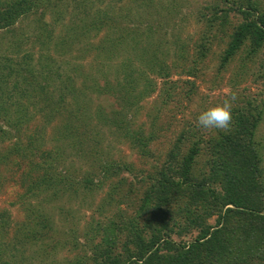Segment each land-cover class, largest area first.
Here are the masks:
<instances>
[{
	"label": "trees",
	"instance_id": "1",
	"mask_svg": "<svg viewBox=\"0 0 264 264\" xmlns=\"http://www.w3.org/2000/svg\"><path fill=\"white\" fill-rule=\"evenodd\" d=\"M110 1L120 3L116 14L89 16L85 13L87 21L78 31L74 25L70 27L77 44L87 38L89 31L102 27L109 30L104 45L85 50L86 54L89 50L103 48L99 51L103 55L91 63L87 71L74 65L70 75H61L52 69L46 58L42 68L49 76L35 77L30 71L14 68L12 61L5 57L12 49L8 41L14 38L0 39L3 42L0 44V112L7 114L6 106L16 107L12 124L16 134L22 127L29 128L32 120L36 128L22 133L26 137L25 145L20 146V138L16 137L9 148L0 150V165L8 164L0 167V175L9 167L20 171L16 184H21L23 189L16 195L18 201L12 203L24 204L30 200L58 203L60 195H67L80 205L92 206V194L102 188V182L116 179L105 184L109 189L105 196L115 204L113 210L105 213L99 208L97 218L84 228L83 242L74 235L75 222L57 235L42 214L33 217L30 205L23 208L26 222L20 223L19 230L27 240H50L36 254L40 260V255L46 257L56 247H65L69 242L62 240L69 239L73 248H81L84 254L89 251L84 258L75 261L77 264H83L84 260L92 264H136L139 259H143L144 264H264L262 146L254 142L260 106L247 100L243 110L241 106L235 107L227 131L198 127L197 113L181 120L178 131L172 130L171 118H160L166 105L182 99L188 101L192 93V83L186 79L173 80L170 76L197 77L214 47L222 46L216 75L225 72L238 53L241 62L245 59L250 62L256 56L264 58V10H261L264 0H201L189 15L180 16L176 21L174 17L180 15L181 3L175 4L174 0ZM34 5V0H1L0 30L5 31L2 36L15 19L34 12ZM188 16H193L196 24L201 25V35L193 42L192 53L184 40L171 42L176 62L166 65L164 60L157 59L163 40L152 42L153 32L160 33L159 29L164 30L169 25L174 27ZM166 35L164 31L162 37ZM108 56L111 59L107 60ZM105 62L111 63L107 66ZM259 66L263 71L254 76L264 79V62L260 61ZM146 71L161 81L158 88L161 106L154 114H144L147 126L144 121L134 125L139 111L135 103L145 88L142 92L135 93V90L141 83L150 84ZM14 77L19 78L8 91L3 85ZM108 77H113V81L109 82ZM232 79L239 83L237 76ZM179 83L189 86L187 91L183 90V96L177 94L181 88ZM153 91L151 88L150 92ZM104 94L114 98L113 104L105 109L98 102L92 109L86 98L99 99ZM21 97H25L27 103L24 109L18 110ZM36 117L42 122L36 123ZM54 118L60 123L52 136L44 139V130ZM88 122L94 124L93 133L84 130ZM100 125L105 130L97 129ZM104 132L110 137L115 135L112 143L126 142L142 165L136 169L132 162L113 160L110 149H102L96 138L99 134L100 138L105 137ZM0 133L1 136L7 134L4 130ZM38 142L47 146L41 150V146L36 145ZM163 143L165 146L161 149L165 150L160 155L157 146ZM13 153L15 156L11 158ZM66 154L90 158L92 165L87 166L97 170L102 180L95 182L89 172L81 174L78 167L63 165L69 156ZM59 165L63 172L56 170ZM121 172L131 178L119 177ZM134 181L143 188L138 199L134 197L133 215L122 220L121 205L130 201L136 187ZM125 189L126 193L120 194ZM5 212L0 213V264H21V256L17 259L7 254L9 246L4 242L3 232L9 228L11 219L4 217ZM66 214L72 218L71 212ZM37 230L41 232L37 234ZM94 238H98L95 244L92 243ZM14 247L15 244L10 243V249Z\"/></svg>",
	"mask_w": 264,
	"mask_h": 264
},
{
	"label": "rangeland",
	"instance_id": "2",
	"mask_svg": "<svg viewBox=\"0 0 264 264\" xmlns=\"http://www.w3.org/2000/svg\"><path fill=\"white\" fill-rule=\"evenodd\" d=\"M3 1L6 2L8 0ZM200 1L201 0H174L175 4L178 2L181 3L178 6L180 9V15L178 16L175 14L174 20L176 21L180 16L185 18L186 15H189L193 11V8L197 6ZM34 4L35 5L32 7L34 12H29L26 15L15 19L9 28V31L4 33L3 36L2 33L5 31L0 30V39L1 37L7 38L11 36L14 38L13 40L9 39V41L6 39L8 43H11L10 47L12 49L5 55V57H8L12 61V66L14 68L30 71L35 77H48V71L45 68H42L44 63L47 61L46 58L48 59L52 69L61 75H66L67 73L70 75V69L71 67H74V65L80 66L83 71H87L89 69L88 66L91 63H95L99 60L98 57L103 55L102 52L99 51L103 50V48L98 50H89L86 54L85 50L90 46L94 48L99 45H104L103 41L108 37L109 30L106 29V27H102L98 31H89L87 32L89 33L87 38L83 42L77 44L72 39V30L70 27L74 25V28L78 31V27L87 21L85 13L89 16L93 14L95 15V13H105L108 16L116 14L117 5L120 3L117 1L111 2L110 0H34ZM261 10H264V5L261 6ZM175 12H178V8ZM168 22H170V20H168ZM123 23L124 22L121 24ZM177 24H175L174 27H171L170 25L166 26L164 30L163 28L159 29L160 33L153 32V37L151 38L152 42H155V40H163V43L160 44L159 47L160 52L157 53V59L164 60L166 65L170 66L173 62H176L174 61L175 54L173 43L171 42H180L181 40H184V42L188 43V45L186 44V48L189 53H192L193 42L198 39L199 35H201V25L196 24V20L193 16H188L185 21L179 24V26ZM127 25L130 26L132 24L127 22ZM171 30L173 31L171 32ZM164 31L165 35H167L163 38L162 33ZM165 40L167 42H165ZM13 41H16L17 45ZM0 44H3L2 40H0ZM221 48L222 46L213 48V54H209L207 56L208 59L206 61L205 68L198 74L197 77H186L183 75L182 77H178L173 74L170 76V79L173 80L186 79L192 83L193 86L190 90L192 93L190 95V100L188 101L182 99L181 101L166 105L160 112V118L163 120L171 118L173 121L169 124L171 125L172 130L178 131L181 127V120L190 119L192 114H199L205 107L208 109L209 107H213L217 104H222L232 93L236 94V100L232 104V110L237 106H241L240 108H242L245 105V101L251 100L252 105L257 104L260 106L259 109H261V115L254 132V142L257 141L262 146L260 149V165L263 169L264 178V79L254 76L256 72L259 73L263 71V68H259L262 67L259 66V62H264V58L259 59L256 56L250 62L246 59L241 62L242 58L238 53L229 62L226 71L216 75V63L218 53ZM109 59H111V56H108L107 60ZM109 63L105 62V65L108 66ZM241 64L244 65L240 67ZM20 73L24 75L23 72ZM146 74L148 75L147 71ZM148 76L149 77L146 78L150 81V84L145 86L141 83L135 90V93H137L139 91L142 92L145 88L140 99L135 103V106L139 108V111L136 113L134 125L135 123L140 124L144 121V125L147 126L148 121H146L144 114H154L156 112V108L161 106L158 91V88L161 86V81L152 75ZM232 76H237V80L239 81L238 84L233 81ZM18 78L19 77H14L6 80L3 87L10 91V87ZM113 79V77H108L109 82L113 81ZM233 82L235 84H233ZM111 84L113 85V83ZM179 84L181 88H178L177 94L181 93L180 95L183 96V90L186 89L187 91L189 86L185 87L186 85L184 86L181 83ZM151 88L154 89L153 92H150ZM25 99V97H21L18 101L20 105L17 108L18 110L25 108V103H27ZM86 99L89 100L92 109L93 106H95V103L98 102L106 109L113 104L114 100V98L111 99V97L105 94L101 95L99 99L90 96ZM6 108L7 114L0 112V130L7 132L4 136H1L0 133L1 151H4L2 148H9L10 143L16 141V137L20 138V146L25 145L26 137L23 136V134H27L33 129H36L34 127L35 121L33 122L32 120L29 123V128L25 129V127H22L16 134L12 127L15 120L14 110H16V107L6 106ZM38 119L40 118L36 117V123L38 122ZM41 122L42 121L38 123ZM59 123L60 121L58 118L53 119L51 124H49V127L44 130V139L52 136L51 134L53 130H56ZM87 125L88 127L84 130L93 133V130L91 129L94 124L88 122ZM97 129L105 130V128L101 125L98 126ZM104 134L105 137L100 138L101 135L99 134L96 135V138L100 140L99 145L102 149H110L109 155L113 158V160L117 159V161L132 162L134 164V168L136 169L142 165V162L135 157L136 155L129 150L126 142L122 140L120 144L112 143L111 140L115 135L110 137L107 133L104 132ZM45 141L46 140H44V142ZM36 145L41 146V150L42 147L47 146L43 145V143L39 144V142L36 143ZM164 146L165 143L157 146V148L160 149V155L164 153L165 148L161 149ZM86 147H88V144L85 145V149ZM67 155L69 156L64 161L65 163L63 165L78 167L80 170L79 173L81 174L89 172L92 180L95 182L97 180H102V177L97 170L95 171L92 167L87 166V164L92 165L93 161H91L90 158L85 157V155L81 158L72 155L70 156V154H66L65 156ZM14 156L15 153L11 155V158ZM2 165L8 166L7 162L1 164L0 167ZM14 169V167H9L4 174L1 173L0 175V213H3L6 210L4 217H8L9 221L11 219L9 228L5 230V233L3 232L4 242L9 246V250L7 251L8 256L9 254L13 256L15 255L17 259L21 256L23 260L21 264H49L51 261H54V264H77L75 261L78 259L80 260L82 257L84 258L85 254H88L89 251H86L84 254V251L81 248H73L71 246L72 242L69 241V239H67L66 242L62 240L63 243L69 242V244H66L65 247H56V250L50 251L51 253H49L46 257L40 255L43 261L36 256V254L45 245H47L50 240L45 239L40 241L36 239L27 240L24 238L23 233L19 230L21 226L20 223L25 224L26 222V214H24L23 208L30 205L34 218L36 215L42 214V217L48 220L51 230H54V233L57 235L64 233L66 227L70 223L75 222L76 225L74 226V235L78 241L83 242V239L85 238L83 235L84 228H87L88 224L97 218L99 208L102 210L104 209L105 213L113 210L115 204L112 201L110 202L108 197L105 196V193H108L109 190L106 188L105 184H107L108 180L115 181L116 179H108L102 182V188L98 189L97 193L92 194L94 201L92 206L80 205L78 200H69L70 197H67V195H60L61 197L58 203L53 202L48 204V202H46V204H44L36 200H30L24 202V204L17 202L13 204L12 202L18 201L16 195H20L22 192L21 190L23 189L21 184H16L20 171H16ZM56 170L63 172L61 165H59ZM119 177L126 178V180L131 178L126 172H121ZM133 185L136 187L130 201H128L129 203L127 202L126 204L121 205L122 220H125L127 217L133 215L136 207L134 197L138 199L143 188V186L136 183V181H134ZM125 193L126 189L120 191V194L122 195ZM73 200L75 201L72 202ZM67 212H71L73 214L71 219L68 217V214H66ZM40 232L41 231L37 230V234ZM97 241L98 238H94L92 243L95 244L94 242ZM10 243L15 244L13 249H10ZM83 262V264H92L87 260H84Z\"/></svg>",
	"mask_w": 264,
	"mask_h": 264
},
{
	"label": "clouds",
	"instance_id": "3",
	"mask_svg": "<svg viewBox=\"0 0 264 264\" xmlns=\"http://www.w3.org/2000/svg\"><path fill=\"white\" fill-rule=\"evenodd\" d=\"M235 100L236 94L232 93L222 104L201 111L197 116V126L204 130L227 131L231 125L232 104ZM136 264H144L143 259L136 260Z\"/></svg>",
	"mask_w": 264,
	"mask_h": 264
}]
</instances>
